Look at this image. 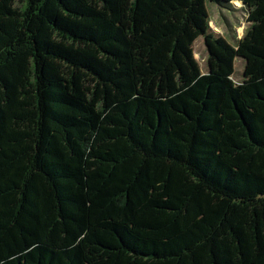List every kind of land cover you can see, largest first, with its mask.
<instances>
[{
  "label": "trees",
  "instance_id": "obj_1",
  "mask_svg": "<svg viewBox=\"0 0 264 264\" xmlns=\"http://www.w3.org/2000/svg\"><path fill=\"white\" fill-rule=\"evenodd\" d=\"M0 264H264V0H0Z\"/></svg>",
  "mask_w": 264,
  "mask_h": 264
},
{
  "label": "rangeland",
  "instance_id": "obj_2",
  "mask_svg": "<svg viewBox=\"0 0 264 264\" xmlns=\"http://www.w3.org/2000/svg\"><path fill=\"white\" fill-rule=\"evenodd\" d=\"M206 8L209 16V32L236 47L245 30L249 27L247 8L237 2L222 5L207 2ZM192 49L201 72L207 73L208 53L204 37H199L193 43ZM243 69L244 61L237 57L234 61V73L232 75V80L236 84L242 81Z\"/></svg>",
  "mask_w": 264,
  "mask_h": 264
}]
</instances>
